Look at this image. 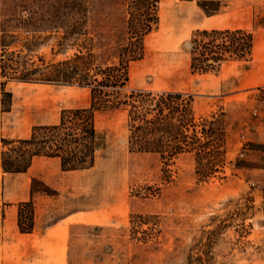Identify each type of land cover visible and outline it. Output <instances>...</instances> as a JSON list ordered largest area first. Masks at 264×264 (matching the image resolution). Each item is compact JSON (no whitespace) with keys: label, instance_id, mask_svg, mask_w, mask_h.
<instances>
[{"label":"rangeland","instance_id":"rangeland-1","mask_svg":"<svg viewBox=\"0 0 264 264\" xmlns=\"http://www.w3.org/2000/svg\"><path fill=\"white\" fill-rule=\"evenodd\" d=\"M123 9L124 0H0V72L11 95L0 113V154L2 140L27 139L32 128L57 124L62 111L89 107V90L62 81L59 65L86 54L95 57L91 68L116 64L109 54ZM157 16L142 59L129 64L128 82L113 96L190 98L196 123L216 120L224 130L222 164L203 178L192 154L169 161L131 153L126 110L96 113L95 164L60 180L58 198L43 192L40 178L62 176L58 161L35 158L24 179L0 169V264H264V0L230 2L213 16L165 0ZM210 29L250 33L249 60L192 73L189 40ZM245 143L250 151L240 158ZM28 178L37 228L71 211L86 213L84 224L43 240L38 231L19 235L15 214Z\"/></svg>","mask_w":264,"mask_h":264},{"label":"trees","instance_id":"trees-1","mask_svg":"<svg viewBox=\"0 0 264 264\" xmlns=\"http://www.w3.org/2000/svg\"><path fill=\"white\" fill-rule=\"evenodd\" d=\"M165 0H124L123 28L115 36V47L109 58L116 64L91 68L92 54L75 56L59 65L67 84L89 90V107L65 110L55 125L38 126L27 139L2 140L0 154L3 174H23L35 158L55 159L62 172L91 169L102 138L95 128V114L119 109L127 113V148L131 153L156 154L162 160H173L181 154H192L196 173L203 178L213 174L224 158V130L219 123L195 122L192 100L174 93H131L119 100L113 96L128 82V66L142 59L143 39L158 24L157 8ZM194 3L206 16L217 14L227 3L242 0H170ZM77 33L66 30L65 37ZM190 70L206 74L227 62H246L251 57L253 37L237 29L196 31L188 43ZM0 113L8 112L11 95L5 85L9 79L0 72ZM75 80L74 84L70 83ZM206 161V165L202 163ZM199 171V172H198ZM33 181V180H32ZM44 187V193L50 189ZM16 226L20 234H31L34 227L32 201L17 207Z\"/></svg>","mask_w":264,"mask_h":264},{"label":"crops","instance_id":"crops-1","mask_svg":"<svg viewBox=\"0 0 264 264\" xmlns=\"http://www.w3.org/2000/svg\"><path fill=\"white\" fill-rule=\"evenodd\" d=\"M48 160H55V159H48ZM57 161V160H56ZM59 165V163H58ZM59 172L61 173L62 176H60L59 174L57 175L56 171H53L51 175H49L48 173H41L39 176L41 178V183L49 188L50 190L52 189V191L55 192V196L58 198L59 197V188H58V184L60 182V180L62 179H69L72 177V173L75 172H62L59 168ZM26 173L23 174H15V176L19 177L17 179H24L22 177H24ZM29 180V178H28ZM31 179L29 180V182H27L26 185V190H25V195L21 198V200H19V204L21 203H26L29 201H32L34 208L36 209V205L34 203L36 197L34 196V193L31 192ZM18 204V205H19ZM36 210L34 211V227H33V231L31 234H20L21 236H30V235H34V233H36V231L39 232V240H43L45 238H47V236L51 233L54 232L56 229H60L62 228L64 225L66 226H73V225H78V224H84L85 219L88 217V215L86 213H77V212H67L66 214H62L61 216L58 217L56 223L51 226V227H44L41 230L39 228H37V224L36 221L37 220V216H36ZM15 216L17 217V211ZM77 216H81L83 219L80 222H71V223H67L64 224L65 221L69 220V219H75Z\"/></svg>","mask_w":264,"mask_h":264},{"label":"bare ground","instance_id":"bare-ground-1","mask_svg":"<svg viewBox=\"0 0 264 264\" xmlns=\"http://www.w3.org/2000/svg\"><path fill=\"white\" fill-rule=\"evenodd\" d=\"M208 21H209V22H212V21H214V18H211V19L208 20ZM21 87H22V86L19 85V86L13 88V89H14V90H17V89H20ZM82 219H83V218H82L81 216H77L75 219H69V220L65 221L64 224L71 223V222H73L74 220H75L74 222H80Z\"/></svg>","mask_w":264,"mask_h":264},{"label":"built area","instance_id":"built-area-1","mask_svg":"<svg viewBox=\"0 0 264 264\" xmlns=\"http://www.w3.org/2000/svg\"><path fill=\"white\" fill-rule=\"evenodd\" d=\"M249 146L247 143L243 144V146L241 147V150L239 152V157L242 158L244 157L246 154H248L249 152Z\"/></svg>","mask_w":264,"mask_h":264}]
</instances>
